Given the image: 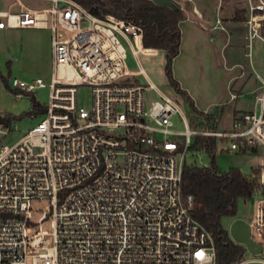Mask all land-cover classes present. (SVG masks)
Listing matches in <instances>:
<instances>
[{"label":"built area","instance_id":"1","mask_svg":"<svg viewBox=\"0 0 264 264\" xmlns=\"http://www.w3.org/2000/svg\"><path fill=\"white\" fill-rule=\"evenodd\" d=\"M31 1L47 6L14 0L17 13L0 10V30L51 22L52 56L42 120L10 146L1 144L8 128L0 125V264H217L212 235L181 189L196 138L226 141L227 152L260 151L248 224L253 240V233L264 237V0H247L243 20L248 48L254 39L263 46L262 74L254 71L261 83L257 108L222 131L216 119L192 128L175 98L134 80L143 70H128L125 46L138 65V52L157 53L143 47L140 25L97 17L72 0ZM216 29L225 31L219 16L207 30ZM11 85L33 96L46 87L39 78ZM82 86L90 90L87 108L77 99ZM147 90L159 100L147 102ZM40 200L48 206L35 223L31 204ZM253 262L264 263L235 264Z\"/></svg>","mask_w":264,"mask_h":264},{"label":"rangeland","instance_id":"2","mask_svg":"<svg viewBox=\"0 0 264 264\" xmlns=\"http://www.w3.org/2000/svg\"><path fill=\"white\" fill-rule=\"evenodd\" d=\"M173 1L183 9L188 20L184 19L180 23L181 43L179 54L171 66L172 78L178 83L179 88L187 93L197 112L193 113L191 106L184 102L181 95L171 86L165 72L166 60L163 51L158 50L156 55L138 52V65L129 48L125 46L127 68L132 73L138 72L139 69L143 70V74L134 78L137 83L145 86L151 83L165 95L175 98L192 128H200L202 113L203 116L212 117V123L214 119L217 120L218 131L228 129L235 117L257 108L255 99L261 92V83L254 71L262 74V43L254 39L249 49L243 21L234 19L238 11L246 9L248 1ZM13 2L14 0H0V10L17 13L19 8L11 6ZM22 2L26 6H47V3L31 0ZM194 6L199 10L202 19L194 15ZM217 16L222 19L225 31L219 29L207 31ZM50 27L51 22L48 23V28L5 27L0 30V115L14 117L6 137L1 141L2 145H13L43 118V115L31 112L33 108L31 97L12 87L11 83L13 79L26 82L36 78L42 79L46 87L39 89L34 98L42 106H47L49 102L47 85L52 73ZM57 31L60 33L59 27ZM90 98L88 87L82 86L78 89L79 105L89 107ZM145 98L147 102L159 100V96L153 90H147ZM172 121L176 130L184 129L179 116H174ZM206 123L209 125L210 121ZM193 146L192 143L191 148ZM226 146V141L216 140L214 164L218 171L226 173L238 170L244 176L253 178L254 169L261 161L260 151L256 154L227 152ZM185 162L188 165L207 167L211 162V154L203 149H191ZM256 199L257 195L238 199L235 215L222 218L223 229L229 232L230 225L236 219L251 223ZM47 206L46 200L33 201L32 221L38 223L42 211ZM42 228L48 230L49 223L43 224ZM252 236L262 245L263 252L260 255H251L246 251L243 258L264 261V237H257L255 233Z\"/></svg>","mask_w":264,"mask_h":264},{"label":"trees","instance_id":"3","mask_svg":"<svg viewBox=\"0 0 264 264\" xmlns=\"http://www.w3.org/2000/svg\"><path fill=\"white\" fill-rule=\"evenodd\" d=\"M72 1L97 17L103 18L110 15L140 25L143 31V47L164 52L165 72L171 86L181 95L184 102L191 106L192 112H197L187 93L182 91L172 78L171 66L179 54L181 43L180 23L185 17L183 9L178 4L180 9L173 11L170 8L155 5L150 0ZM245 15L246 10L243 9L237 12L234 19L243 21ZM29 96L32 101V111L42 115L45 112V106L37 102L34 96ZM200 115L207 121L212 119L210 116H203L202 113ZM13 120L14 117L0 115V125L5 128H9ZM210 128L214 129L215 125H211ZM192 149H203L209 152L211 162L207 167L183 164L182 194L192 196L194 218L212 235L216 250V263L235 264L244 259L246 250L242 245L231 240L228 232L223 229L221 220L223 217L235 215L238 199L250 198L253 195L255 179L244 176L238 170H230L226 173L218 171L214 164L215 139L213 138H196Z\"/></svg>","mask_w":264,"mask_h":264},{"label":"water","instance_id":"4","mask_svg":"<svg viewBox=\"0 0 264 264\" xmlns=\"http://www.w3.org/2000/svg\"><path fill=\"white\" fill-rule=\"evenodd\" d=\"M150 1L155 5L167 7L173 11H178L180 9L173 0ZM3 136V133H0V139ZM252 151L254 152V149ZM228 234L236 244L242 245L249 254L260 255L263 252L262 245L252 239L250 235V226L247 222L241 219L234 220L230 225Z\"/></svg>","mask_w":264,"mask_h":264},{"label":"crops","instance_id":"5","mask_svg":"<svg viewBox=\"0 0 264 264\" xmlns=\"http://www.w3.org/2000/svg\"><path fill=\"white\" fill-rule=\"evenodd\" d=\"M194 15L195 16H197L198 17V19H202L203 17H202V15L200 14V12H199V10L194 6ZM184 19H186V20H188V18L185 16L184 17ZM190 20V19H189ZM184 21V20H183ZM182 21V22H183ZM206 29V28H205ZM181 30V29H180ZM207 30V29H206ZM218 30V29H217ZM208 31V30H207ZM214 31V30H213ZM209 32H212V31H209ZM226 34H228V32L226 33ZM213 39V38H212ZM229 39V34L228 35H226V40H228ZM212 121V120H211ZM210 121V122H211Z\"/></svg>","mask_w":264,"mask_h":264}]
</instances>
